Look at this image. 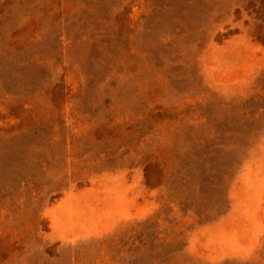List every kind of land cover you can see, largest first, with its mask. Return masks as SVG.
Returning <instances> with one entry per match:
<instances>
[{
	"label": "rangeland",
	"instance_id": "obj_1",
	"mask_svg": "<svg viewBox=\"0 0 264 264\" xmlns=\"http://www.w3.org/2000/svg\"><path fill=\"white\" fill-rule=\"evenodd\" d=\"M0 264H264V0H0Z\"/></svg>",
	"mask_w": 264,
	"mask_h": 264
}]
</instances>
